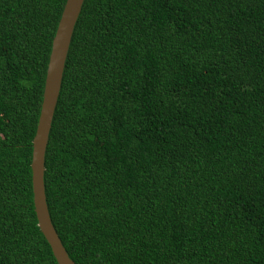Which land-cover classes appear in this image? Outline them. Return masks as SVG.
<instances>
[{
  "label": "trees",
  "instance_id": "16d2710c",
  "mask_svg": "<svg viewBox=\"0 0 264 264\" xmlns=\"http://www.w3.org/2000/svg\"><path fill=\"white\" fill-rule=\"evenodd\" d=\"M65 0H0V264H56L30 183ZM73 264H264V0H83L44 153Z\"/></svg>",
  "mask_w": 264,
  "mask_h": 264
},
{
  "label": "water",
  "instance_id": "95a60500",
  "mask_svg": "<svg viewBox=\"0 0 264 264\" xmlns=\"http://www.w3.org/2000/svg\"><path fill=\"white\" fill-rule=\"evenodd\" d=\"M83 0H65L54 31L45 69L41 102L31 140L29 164L31 196L36 226L48 245L56 264H73L68 258L50 222L44 195V153L57 101L64 61L71 34Z\"/></svg>",
  "mask_w": 264,
  "mask_h": 264
}]
</instances>
